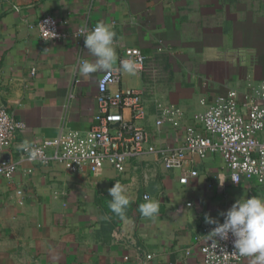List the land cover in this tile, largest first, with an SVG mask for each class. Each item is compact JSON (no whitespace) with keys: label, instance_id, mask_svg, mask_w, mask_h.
<instances>
[{"label":"crops","instance_id":"0c3cea01","mask_svg":"<svg viewBox=\"0 0 264 264\" xmlns=\"http://www.w3.org/2000/svg\"><path fill=\"white\" fill-rule=\"evenodd\" d=\"M47 15L70 36L83 26H110L111 69L121 80L109 92L142 93L145 116L136 123L157 148L183 145L184 128L205 108L201 99L210 104L241 88L246 77L264 79L256 62L264 61V0H0V105L26 124L6 161L16 162L25 142L40 145L96 125L104 72L79 74L81 60H94L84 39L41 40L35 26ZM126 48L146 56L142 71L123 70ZM158 103L183 111L180 128L158 127ZM122 113L131 119L129 109ZM192 170L197 176L181 184L183 172ZM115 183L126 187L131 201L123 218L109 208ZM252 196L264 198V184L233 185L216 154L190 156L182 170H167L145 152L129 157L122 172L105 164L96 176L54 162L21 163L12 180L0 177V264H202L199 247L212 226L205 214L221 222L220 213L235 200ZM147 201L160 203L154 218L139 210Z\"/></svg>","mask_w":264,"mask_h":264},{"label":"built area","instance_id":"2783aa9c","mask_svg":"<svg viewBox=\"0 0 264 264\" xmlns=\"http://www.w3.org/2000/svg\"><path fill=\"white\" fill-rule=\"evenodd\" d=\"M35 27L43 41H64L73 37L79 39V44L87 34L80 30L94 28L83 26L70 36L60 28L55 17L49 15L41 18ZM164 48L160 41L158 51ZM145 61L146 56L138 49L126 48L120 65L128 63L142 71ZM120 80V72L114 69L99 77L98 113L96 125L90 131L85 134L77 131L60 133L40 145H27V150L22 147L16 162L1 159L12 148L16 133L24 131L26 124L15 120L0 105V177L12 180L21 163L48 165L54 162L71 173L88 171L95 176L108 164L122 172L129 157H139L146 152L156 155L167 170H182L190 156L203 160L216 154L222 158L233 185L251 181L257 185L264 184V79L246 77L241 88L227 90L210 104L201 99L200 104L205 108L195 114L193 125L184 128L183 145L178 148H157L149 143L147 132L136 123L145 116L142 93L132 89L109 92L110 87ZM125 109L131 111V119L125 118L122 113ZM156 109L158 127L166 124L173 128L181 127L184 116L181 109L159 103ZM197 174L195 170L183 172L179 182L186 184ZM23 194L22 189L15 192L19 205L23 204ZM214 227H209V232ZM210 239L199 247L202 264H240L244 260V257L233 254L231 237L227 241L217 238L218 246L215 248L210 245ZM151 257L146 256L147 259Z\"/></svg>","mask_w":264,"mask_h":264},{"label":"clouds","instance_id":"9594fccd","mask_svg":"<svg viewBox=\"0 0 264 264\" xmlns=\"http://www.w3.org/2000/svg\"><path fill=\"white\" fill-rule=\"evenodd\" d=\"M80 31L82 34L87 33L83 38L84 47L94 60H83L78 65L79 74L82 77H90L93 73L110 70L116 59L113 47L115 33L110 26L97 23L91 30H87L85 27ZM122 67L125 71H132V67L128 63L123 64ZM24 147L27 150V142ZM220 185L222 186L223 183ZM108 194L111 197L110 210L123 218L125 209L131 202L126 187L115 183L108 189ZM159 208V201H147L139 206L141 214L148 218H154L158 214ZM220 215L223 216L222 223L205 214V223L215 225L208 235L211 237L210 245L215 248L218 246L217 238L220 241H227L231 237L233 254L250 258L251 264H264V198L241 197Z\"/></svg>","mask_w":264,"mask_h":264},{"label":"rangeland","instance_id":"374dc122","mask_svg":"<svg viewBox=\"0 0 264 264\" xmlns=\"http://www.w3.org/2000/svg\"><path fill=\"white\" fill-rule=\"evenodd\" d=\"M256 62L258 63L259 66H261V67L264 66V61H261V60L258 59V60H256ZM259 69H261L262 71H264V68H259Z\"/></svg>","mask_w":264,"mask_h":264},{"label":"water","instance_id":"95a60500","mask_svg":"<svg viewBox=\"0 0 264 264\" xmlns=\"http://www.w3.org/2000/svg\"><path fill=\"white\" fill-rule=\"evenodd\" d=\"M3 159H1L2 161H6L7 159H6V157H7V155H6V153L5 154H3Z\"/></svg>","mask_w":264,"mask_h":264}]
</instances>
